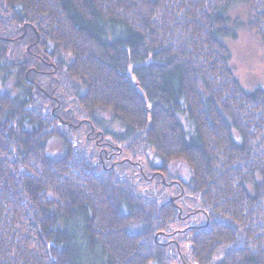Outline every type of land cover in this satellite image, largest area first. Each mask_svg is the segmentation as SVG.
Wrapping results in <instances>:
<instances>
[{
  "label": "trees",
  "instance_id": "16d2710c",
  "mask_svg": "<svg viewBox=\"0 0 264 264\" xmlns=\"http://www.w3.org/2000/svg\"><path fill=\"white\" fill-rule=\"evenodd\" d=\"M245 29L264 47V0H0V264H264V88L224 42Z\"/></svg>",
  "mask_w": 264,
  "mask_h": 264
},
{
  "label": "rangeland",
  "instance_id": "374dc122",
  "mask_svg": "<svg viewBox=\"0 0 264 264\" xmlns=\"http://www.w3.org/2000/svg\"><path fill=\"white\" fill-rule=\"evenodd\" d=\"M233 14H241V9L235 7L233 9ZM224 42L226 45L229 46L231 51V59H230V66L233 68V72L235 77H238L240 80L241 85L246 88L247 90H253L258 87L264 88V47L262 43H260L257 36L252 33L251 31L245 30H238L237 35L232 37L224 38ZM30 49V46H29ZM16 78L15 77H8L5 79V75L2 71H0V85L4 87L5 90H12L15 93L18 92L15 86ZM109 116L106 117L108 121ZM183 122L189 126V122L186 117H183ZM109 126H111L115 131H121L123 129L120 124L115 122H109ZM88 127L83 126L80 130H73L71 134H73L76 140V146L79 149H88L91 153H105L111 150L110 146L104 144L102 149L97 150L100 142L96 141L95 139H90V134L88 132ZM92 135V134H91ZM49 142L51 152L55 154H60L66 152L67 145L63 144L62 139H60L57 135L51 137ZM107 143V142H106ZM150 156L154 159L155 165H160L161 160L156 157L154 154H150ZM116 162L122 161L121 157L116 156ZM124 159H129L128 157L124 156ZM130 160V159H129ZM130 162V161H129ZM120 170L125 169L127 172H131L132 168H137L135 165L125 164V162H119L116 165ZM175 171H178L181 177L188 178V169L184 165L180 163L175 164ZM139 168H141L139 166ZM142 171V168H141ZM147 180H143L141 182V187L149 190L152 194L160 195L161 199L166 200H174L176 197H173L171 194L174 191H170L167 189L168 187L164 188L166 183H162L160 179H154L152 177H145ZM163 197V198H162ZM199 216H193V220H197Z\"/></svg>",
  "mask_w": 264,
  "mask_h": 264
},
{
  "label": "water",
  "instance_id": "95a60500",
  "mask_svg": "<svg viewBox=\"0 0 264 264\" xmlns=\"http://www.w3.org/2000/svg\"><path fill=\"white\" fill-rule=\"evenodd\" d=\"M26 33H27V28H26V26H25L24 34H22L21 37H24ZM28 49H29V48H28Z\"/></svg>",
  "mask_w": 264,
  "mask_h": 264
}]
</instances>
